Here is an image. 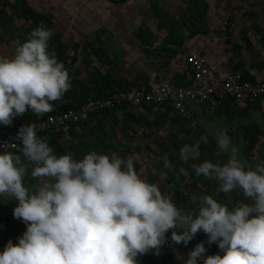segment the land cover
<instances>
[{
	"label": "clouds",
	"instance_id": "1",
	"mask_svg": "<svg viewBox=\"0 0 264 264\" xmlns=\"http://www.w3.org/2000/svg\"><path fill=\"white\" fill-rule=\"evenodd\" d=\"M51 36L41 23L25 42H14L11 58L0 57V124L9 126L28 110L50 112L70 90L69 71L49 50ZM17 139L27 163L12 152L0 154V196L17 201L13 216L27 230L17 244L8 241L0 264H139V256L159 254L169 231L172 241L185 246L202 231L223 253L205 257L202 242L185 264L200 259L203 264H264V163L246 167L226 130L216 143L221 151L231 150L227 162L205 160L192 168L197 177L218 182L219 192L239 189L252 201L232 210L203 194L191 197L193 204L198 201L195 210L178 207L158 184L137 173L132 157L96 151L81 160L70 153L57 156L35 125L21 127ZM201 143H208L207 136L183 145L181 161L197 160ZM30 165L31 177L38 180L34 191L24 184ZM164 165L170 166L167 156ZM179 171L188 175L184 168Z\"/></svg>",
	"mask_w": 264,
	"mask_h": 264
},
{
	"label": "crops",
	"instance_id": "2",
	"mask_svg": "<svg viewBox=\"0 0 264 264\" xmlns=\"http://www.w3.org/2000/svg\"><path fill=\"white\" fill-rule=\"evenodd\" d=\"M126 3L124 0L123 3L115 5L123 6ZM182 6L179 9L181 19H179V15H173V17L165 18L166 23L152 22L148 25H130L125 21H118L112 24L111 37H115V44L111 45L109 39L105 40V44L99 38L96 39L98 61L95 69L87 65V62L85 65L79 64L76 55L79 48L71 55L66 53V49L64 52L61 45L68 47L70 44L69 36L66 35L70 33L64 32L58 42L59 48L63 52L62 59L68 58L66 63H69L71 57L75 58L72 68L68 69L73 79L71 87L77 93L75 100L71 96L72 92L67 91L61 100L53 102L52 111L37 115L28 110L22 116L15 117L12 124L6 127L30 123L44 118L52 112H59L66 107H74L80 97L78 82L90 92L91 96L89 97L95 95V87L106 89L105 95L113 91L131 88L149 89L156 86L163 77H167L177 85L188 83L191 71L185 63V57L191 54L202 57L207 66L219 76L223 77L233 71H239L246 80L264 81V0H183ZM126 7L121 9H130ZM1 11L6 13L12 11L11 14H16V10L12 6L9 9L0 7ZM107 28L105 27L106 30H108ZM34 29H30L31 32ZM71 29L73 30L72 27ZM28 35L30 33L27 32ZM74 45L79 47L76 42ZM108 45L111 46L109 52H107ZM0 46L4 49L7 48L1 41ZM6 50L11 53L8 49ZM58 50L57 47L56 56L60 62L61 57ZM119 53L121 54L118 55ZM100 55L102 56L101 61ZM73 74L77 77H74ZM102 77H105L106 81L96 85V82ZM198 105L202 106V110L192 112L193 119H190L193 125L191 127H197L201 134H208L211 139L221 131L212 127L211 122L214 119L222 120L223 117L228 119L230 125L232 122L238 123L236 133L253 132V128L247 129L249 125L253 124L256 126L255 130L259 129L264 136L263 125L258 126V122L255 121L247 124L240 120L242 117L249 116L250 109L261 111L260 115L264 119V98L250 105H236L231 102L222 105L206 102ZM147 107L157 108L153 105L142 106L134 110L125 108V111L131 113L134 118V120L127 119L126 121L124 112L120 110L113 111L108 115H103L102 112L98 113L92 116L87 123L71 128L74 130L73 134L77 135L74 139H79L80 142L83 141L88 146L96 141L102 142L106 138L114 139L118 135L123 137L122 140L131 136L136 137L141 124L139 117L148 112ZM158 108L179 116L170 109L168 104ZM133 112H139V114L133 115ZM205 124L211 126L212 129H205V127L203 129ZM231 132H227V135L230 136ZM57 133L59 132H55V135L58 136L54 135V138L51 136L52 133L45 136L49 147L57 153V156L64 155V152L59 151L66 150H70V154H72L73 147L70 143L62 145L67 140L65 135L63 137L61 133ZM232 134L235 133L232 132ZM51 139L52 144L50 143ZM116 139L113 140L114 145H109L107 152L111 154L110 149L114 148L115 152L122 156V145L118 142L119 138ZM84 143L82 144L84 145ZM103 143L105 142L103 141ZM80 148L79 145L73 155L76 160H81L78 156ZM126 149L129 150L128 147ZM53 154L55 153L53 152ZM17 155H20L21 159L27 163L22 153Z\"/></svg>",
	"mask_w": 264,
	"mask_h": 264
},
{
	"label": "rangeland",
	"instance_id": "3",
	"mask_svg": "<svg viewBox=\"0 0 264 264\" xmlns=\"http://www.w3.org/2000/svg\"><path fill=\"white\" fill-rule=\"evenodd\" d=\"M25 1L33 11L40 12L44 16L41 21L52 32V36L49 40V50L55 51L56 53L58 39L62 37L64 32L70 33L66 34L69 36L68 41L70 44L68 47H64L62 44V49L64 48V52L66 49V53L71 55L79 48L78 53H76L79 64L85 65L87 62V65H90L93 69L96 68L95 65L98 61L96 39L99 38L100 41H104V44L106 43L105 40L109 39V41L111 40V45L115 44V37H111L112 24L118 21H125L130 25H148L152 22L166 23L167 20L165 18L173 17V15H179V19H181L179 9L183 7V0L182 2L181 0H126L127 3L123 6L111 4L105 0ZM21 2L22 0H0L1 8L9 9V7L12 6L16 10V14H11L12 11H8L7 13L5 11L0 12V41L11 53L14 52V42L17 40L22 43L25 42L29 36H27V32L30 33V29L34 27L32 22L17 17L18 13H20ZM122 7L130 9H121ZM105 27H108V30H106ZM75 42L79 47L74 45ZM110 50L111 46L108 45L107 52ZM100 57L101 61L102 56L100 55ZM73 76L77 77L75 74H73ZM186 106L190 118L193 117V111L202 110L201 105L192 102H187ZM248 112L249 116L242 117L240 119L241 122L248 124L251 121H255L258 122V126H264V119L260 115L261 111L250 109ZM132 114L137 115L139 112H133ZM142 117L139 134L136 137L131 136L126 140H122L123 137L121 138L120 135H118V137L116 136V138H119L118 142L122 145L121 149H123L121 151L122 156L120 157H132L134 162L139 165L137 173L148 182L158 184L162 192L172 196L173 202L178 207L195 210L198 206V201L197 204H193L191 197L193 195L199 197L202 194L212 196L222 205L226 204L229 210H232L236 204L241 202L248 204L252 203L250 199L243 196L242 191L239 189L230 193H222L218 191V182L203 176L197 177L192 165L200 164L201 162L189 160V162L185 164L181 161L179 151L183 145H191L199 141L201 136H207L208 143H201V145L208 149V151L203 152V161L211 160L218 164L226 163L230 158L231 150L229 149L228 152L221 151L216 143L217 136L211 139V136H208V134H201V132L197 130V127H191V119L187 120L158 107L150 108V111L143 114ZM212 122V127L221 131L226 130L228 133L234 128L232 132L235 134L231 132L229 137L232 146L236 147L238 150V158L246 163V167H252L254 169L257 164L264 163V136H262L259 129L255 130V125L252 124L247 127V129L253 128V132L240 134L235 132L238 123L232 122L230 125L226 117H223L222 120L214 119ZM211 126L205 124L202 128L212 129ZM73 131V129H70L68 132H60L62 136L64 137L65 135V139H67L62 145L65 146L66 143L72 145V156L80 145L81 148L78 150L79 159H82L86 154L92 151L109 154L107 152L109 145H114L113 140H117L116 138H106L103 140L105 143H103V141H96L87 146L83 141L80 142L79 139H74L77 135L73 134ZM141 132L143 135L140 134ZM257 137H259V139H257ZM82 143H84V145ZM126 147H128L129 150H127ZM111 149L110 152H115L114 148ZM115 153L119 154L117 152ZM165 156H167L170 161L169 167H165L164 165ZM170 156L173 157L170 158ZM31 168L32 166L30 165L24 179V184L30 191H34L33 186L38 183V180L31 177ZM181 168H184L188 172L187 176L180 173L179 170ZM16 206L17 201L14 199L0 196V252H3L9 240H11L14 245L17 244L18 238L27 230V226L22 220H18L13 216V211ZM1 214L9 218L11 227H6L4 225ZM167 234H169L168 242L163 245H167L170 248V256L167 257L164 255L165 249L162 245L158 255L155 254L154 251H150L146 255L139 256V264H185L188 254L202 242L206 248L205 257L213 255L215 252H218L219 255H223L217 244L209 245L207 243L208 237L202 231L188 242L186 246L183 243L176 244L172 241L171 231ZM197 264H203V259L198 260Z\"/></svg>",
	"mask_w": 264,
	"mask_h": 264
},
{
	"label": "built area",
	"instance_id": "4",
	"mask_svg": "<svg viewBox=\"0 0 264 264\" xmlns=\"http://www.w3.org/2000/svg\"><path fill=\"white\" fill-rule=\"evenodd\" d=\"M13 55L14 53H9L0 46V57L11 58ZM185 63L191 71L188 83L177 85L163 77L156 86L149 89L131 88L113 91L100 98L88 97L74 107L30 123L13 127L0 125V153L3 154L4 150L15 154L22 153V142L17 136L19 129L24 125H35L38 137L45 139L48 133L68 132L72 127L87 123L92 116L116 106H126L134 110L142 106L162 107L168 104L173 112L189 120L187 102H212L216 105L231 102L236 105H250L264 98V81L246 80L239 71L219 76L198 55L186 56ZM12 144L16 147L13 148ZM5 145L7 147L4 149Z\"/></svg>",
	"mask_w": 264,
	"mask_h": 264
},
{
	"label": "trees",
	"instance_id": "5",
	"mask_svg": "<svg viewBox=\"0 0 264 264\" xmlns=\"http://www.w3.org/2000/svg\"><path fill=\"white\" fill-rule=\"evenodd\" d=\"M107 2H110V3H113V4H120V3H123L124 0H106ZM18 17L20 18H24L25 21H30L32 22V24L34 25L33 28H36L38 27L41 23H42V19L44 18V16L39 12H36V11H33L27 4V2L25 0H22L21 2V7H20V13L18 15ZM31 33V31H29ZM57 47H58V54L59 56L61 57L60 58V62H62L65 66V68L68 70L69 68H72V65L74 64V61H75V58L71 57L70 58V61L69 63H66V61L68 60V58H65V59H62V49L59 48V42H57ZM71 78V81H73L72 79V76H70ZM105 82L106 81V78L105 77H102L99 79L98 82H96V85L97 83L100 84L101 82ZM79 89H80V97H79V100L76 102V104H79L81 101H83L84 99L88 98L89 96H91L90 92L87 90V88L82 85L81 83H77ZM95 95H93L92 97H97V98H100V97H104L106 96L105 95V91L106 89L104 88H99V87H95ZM70 92H72L71 96H73V99L75 100V97L77 96V93L75 92V90L71 87ZM125 108H127L126 106H116L114 107L113 109L111 110H107V111H104L102 112L103 115H108V114H111L113 111H117V110H120V111H123L124 112V117H125V121L128 119V120H134L133 116L131 115V113L129 112H126L125 111ZM69 109V107H66L64 109H62L61 111H65ZM148 111L150 110V107H147L146 108ZM57 112V111H56ZM52 113H55V112H52ZM50 113V114H52ZM140 120H142V117H139ZM57 134H60V133H57ZM54 135L55 133H52L51 136L52 138H54ZM55 136H58V135H55ZM257 139H259V137H257ZM256 139V140H257ZM52 139L50 140V143L52 144ZM49 143V144H50ZM194 144V143H193ZM253 145V144H252ZM59 151V150H58ZM205 151H208V149L206 147H204L203 145L200 144V157L197 159V161L203 163V152ZM55 153V155H57V153L55 151H53ZM59 152H64L63 154H69L70 153V150H66V151H59ZM1 154V153H0ZM173 156H170V158H172ZM134 167L136 169V171H138V168H139V165L134 162ZM29 170V169H28ZM1 218L2 220L4 221V225L6 227H11V224H10V220L7 216H5L4 214H1ZM169 234L166 235V242H168V236ZM163 248L165 249V252H164V255L169 257L170 256V253H171V250L170 248L167 246V245H163ZM219 254L218 252H215L213 255H217Z\"/></svg>",
	"mask_w": 264,
	"mask_h": 264
}]
</instances>
